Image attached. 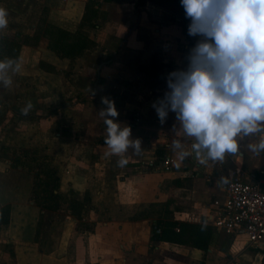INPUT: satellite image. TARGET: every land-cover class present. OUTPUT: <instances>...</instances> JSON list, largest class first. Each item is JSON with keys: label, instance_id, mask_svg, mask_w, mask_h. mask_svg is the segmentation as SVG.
<instances>
[{"label": "crops", "instance_id": "0c3cea01", "mask_svg": "<svg viewBox=\"0 0 264 264\" xmlns=\"http://www.w3.org/2000/svg\"><path fill=\"white\" fill-rule=\"evenodd\" d=\"M25 1L17 0L18 8L20 5L24 6ZM87 1L39 0V4L44 9V12L46 11V14L44 16L34 15L35 20L31 22L32 16L28 13L16 14V17L13 16L14 14H9V21H12L13 17L18 23L13 35L15 36L17 31L29 36L28 43L23 44L19 55V59L23 61V69L21 73L13 76V80H17L19 76L31 75L33 82L38 88V93L43 89V92L52 101L59 102L64 100L67 96V91L62 71L69 66L70 60L61 58L49 49V41L43 35L44 29L47 23H52L75 32L84 15ZM125 1L113 0L104 2L102 9L114 10L115 8L118 11L120 8L123 10L127 6L129 7ZM5 5L7 6L8 2ZM40 5L36 4L34 7L39 8L37 6ZM130 7H132V10L134 9L133 2ZM37 11L39 10L37 9ZM126 19L129 23L132 17H126ZM139 20L140 23L134 25L135 28L126 39H123L121 29L110 31V28L101 29V25L97 26L98 30L96 31L100 34L97 36L98 39L100 38L105 44L109 43L108 45L119 44V47L115 49L111 47L105 48L106 51H111L112 58L108 62H102L97 69V74L95 73L98 78L95 83V86L98 83L97 93H93L92 96L88 93L84 96L86 97L85 101L78 103L76 106L81 110V114L76 115L82 122L79 129L75 131L72 128V132L73 137L81 138L82 141L80 142L82 144L79 148L76 146L75 152L71 153L72 157L69 159V166L90 165L91 163L94 166L104 163L106 166L107 163L118 161V156L104 155L107 151L105 143H89L90 138L94 135L106 133V129H102L100 126L104 123V117L100 115V110L107 108V105L102 102V98H107L114 103L118 111V116L115 119L122 126L126 125L131 128L132 137L134 139L139 138L142 147L139 153L134 152L132 149L128 150L125 155L129 163L125 167H119L120 175L115 177L113 196L119 213L123 212V207H139L140 210L137 211L141 212L149 208L151 204L167 202L169 204L168 209L171 211L170 216L172 215L171 219H179L180 214L177 210H174L170 194L174 195L175 192L179 193L187 188L181 185V182H177L176 185H179L178 187H170L165 183L174 178H181L184 181L186 177L190 176V171H195L197 172V177L193 179L192 188L188 189L190 193L187 196L194 201L191 208L181 213V218L182 221H188L189 224L212 228L211 242L208 249L205 251L189 243L181 245L165 241H151V227L156 220L152 216L143 219H132L131 216L130 220L114 217L112 220L114 222L103 221L101 222L102 224L97 225L95 221H97L101 211L99 210L98 212L95 209L94 201L101 199L102 202L99 203L101 204L100 209H106V212L109 210L105 197L108 194L107 188L109 189V185H107L109 183L108 177L105 175L102 180L97 181L100 186H97V188L91 187L90 189L84 185L86 182L85 173L81 174L82 176L80 177L83 178H80L76 170H74L72 175L69 173L71 177L67 180V189L69 194L72 193L74 195V192L77 193V196L83 194V200L90 198L88 210L92 213L94 211L93 216H91L94 221L93 226L92 224L91 226L87 224L82 228L79 226L80 228L77 230L73 221H78L79 219L69 209L68 211H70L71 215L69 218L72 222L70 221L69 225H64L59 238L53 244H49L48 242H43V234H39L41 223L37 219L38 215H40L37 204H31L30 207L24 203L11 205L8 233L16 240L14 245L16 264H167V262L179 264L182 261L192 262L195 260H198L199 264H203V262L215 264V259L220 252V244H222L223 240L221 236L224 233L212 225L209 208L212 200L221 194V186L219 181L217 182V173L220 170L215 169V166L221 165V163L209 162L208 164H201L193 155L184 159L179 167L176 166L178 160L176 153L170 147L172 141L180 139L189 150L192 141L185 138L182 133L177 134L179 123L175 119L176 114L174 112L169 111L166 121L161 124L152 105L154 101L162 98L167 91L168 74L179 68L171 66L172 61L166 62L164 75L159 80L160 82L158 84L155 83L154 88H148L145 94L142 89L149 85L148 74L142 72L146 69H140V60L145 56L159 55L164 57V59H172L170 57L176 55L173 49L171 51L172 46L168 48L156 46L151 39L152 31L147 27L148 23L153 22L159 28L160 25H164L162 21L170 20L164 15L156 16L155 18H152L151 15H143ZM189 23L185 24L187 34ZM158 30L160 31V29ZM190 37L192 38V36ZM174 38L177 37L174 36ZM184 47L188 49L190 44L185 43ZM133 51L136 53L134 58L132 57ZM171 52H173L172 55ZM92 71L93 68L91 67L86 68V70L83 68V73L87 77L93 76L94 73L92 74ZM80 81V86L83 89H87L89 80L87 81L86 78L83 80L82 78ZM115 82L119 84L117 85ZM113 84L115 87H121L124 92L127 91L125 95H130L132 99H135V102L130 101L124 106L118 104L114 98L115 96L109 90V87ZM67 104L70 103L67 102ZM130 113L134 114V117L129 116ZM251 139L252 142H256L259 137L254 136ZM246 143L247 141L242 142L240 148L243 150V157L241 158L242 163H239V168L249 179L262 181L264 188V153L259 156L254 155L247 150L246 146H243ZM166 157L174 159V165L170 171L142 167L144 161L154 159L159 162L158 160ZM232 160L236 163L234 158ZM225 161L228 167L232 165L230 155H227ZM191 163H194V165L192 166ZM222 165L224 166V162H222ZM77 184L78 186H76ZM59 190L62 192L61 186ZM82 191L83 193H80ZM178 201L181 200L178 199ZM103 203H105L104 206ZM67 206L69 207L68 202ZM137 211H134L133 215L139 213ZM31 212H34V218L28 215ZM163 216L165 218V215ZM65 226H67L66 229ZM236 237L238 238L239 236ZM233 240L234 245L239 244L236 242L237 240L235 242ZM243 243L247 244V238ZM180 247L182 248V256L176 254L177 259L175 260L171 261L167 259V256H164V259L155 256V250L163 249L167 251L169 248L178 249ZM250 248L257 252H264V248ZM186 251L188 254H185ZM131 253H133V258L137 257V260L134 261L128 258L127 255ZM261 255L263 257V253H260L257 257Z\"/></svg>", "mask_w": 264, "mask_h": 264}, {"label": "rangeland", "instance_id": "374dc122", "mask_svg": "<svg viewBox=\"0 0 264 264\" xmlns=\"http://www.w3.org/2000/svg\"><path fill=\"white\" fill-rule=\"evenodd\" d=\"M0 7L7 9L8 13L16 17V14L28 13L32 16V20H35V16H44L46 11L39 4V0H29L25 1V5H20L18 8L17 0H0ZM124 1V0H123ZM137 0H126L125 2L129 5L123 10L120 8L118 11L102 9V4L100 6V17L97 21V25L92 29L91 36L97 43V46L86 51L85 54L75 60L73 63L69 62V66L62 71L65 79L67 96L63 101H52L48 98L43 89L39 93L38 88L33 82V77L31 75L19 76L17 80H13V84L9 88H4L0 86V216L2 213L8 214L7 211L2 212L1 209L14 205L16 203H24L29 207L31 204H37L40 215L37 219L40 226V235L43 234V242H48L53 244L57 238L62 233L64 225L70 224V208L67 206V200L65 198H60L55 196L57 182L49 185L47 183L48 173L52 172V169L56 171L52 178L56 176L59 178L58 187L61 186L62 194L64 197H77L79 201H83L82 195H74L67 189V180L73 174L74 170L78 173V176L84 177L87 188L100 186L97 181L102 180V177L107 175L109 183L108 194L105 196L108 202V211L106 209H100L102 202L101 199L94 201L95 209L100 215L97 217L96 224H102L103 221H112L114 217L130 220L134 211L140 210L139 207H123V212L120 214L119 209H117L113 191H114V180L115 177L120 175V168L117 166V161L112 163H103L102 165H72L69 166L70 158L73 152H75L76 146L82 144L81 138L73 137V130L77 131L80 127L82 120L76 115L81 114V110L76 107L78 103L85 101L88 93L92 96L93 93H97V82L98 78L96 76L97 69L102 62H108L112 58L111 51H106V47H111L113 49L119 47V44L108 45L105 44L98 35H100L96 30L97 26H102L103 28H110V31H115L121 29L123 34V39L128 38L131 35L132 30L135 28L134 25L140 23V18L143 15H151L152 18L156 16H166L170 21H162L164 25L157 27V24L151 22L147 24L152 31V41L160 48L171 47L176 53L172 59H164L159 55H148L143 56L144 58L140 60V65L146 63V72L148 74V86H145L143 93L145 94L148 88H154L155 83H159L161 77L164 75L165 63L172 61L171 66H176L179 69L186 67L187 65V55L191 47L195 45L198 36H189L186 33L185 24L188 22L185 20L184 12L180 0H156L153 2L151 0H145L140 5L136 7ZM8 2L6 6L5 3ZM134 3V9L130 5ZM39 8L34 7V5ZM39 10L36 12V10ZM134 16V17H133ZM126 17H132V20L127 21ZM12 17V21H9L8 28L1 34H7L10 38L14 37V31L18 26L17 20ZM17 25V26H16ZM47 25V24H46ZM158 29H160V32ZM45 30V29H44ZM25 34V33H23ZM44 35V34H43ZM177 37V38H174ZM45 37V36H44ZM46 38V37H45ZM47 39V38H46ZM28 42V40H27ZM26 42V43H27ZM190 44V47L186 49L184 44ZM102 44V45H101ZM102 46V47H101ZM87 53V55H86ZM173 52H171L172 55ZM135 52H132V57H135ZM169 58V57H168ZM152 60V61H151ZM73 66V69L71 68ZM155 66L154 74L151 73L150 68ZM93 68L92 77L85 76L83 73V68ZM67 72L70 75H67ZM96 73V74H95ZM67 75V76H66ZM151 75V77H150ZM85 76V77H84ZM90 76V75H89ZM86 78L89 80V86L87 89L81 87V79ZM117 85L118 82H115ZM121 87H115L114 84L109 87V90L115 96L116 102L124 106L128 102H132L130 95H125ZM31 101L33 104V109L28 115H22L21 109ZM69 102L70 104H67ZM135 102V101H134ZM76 116H75V115ZM134 114L130 113L129 116ZM134 117V116H133ZM102 129H106V125L103 123L100 125ZM73 128V130H72ZM93 129V128H92ZM58 133V134H57ZM76 133V132H75ZM107 133L93 136L90 138L89 143H105L104 137ZM161 149V147H160ZM72 153V154H71ZM240 156L234 157L230 155L231 164L228 167L226 161L224 160V166L217 165L215 169H219L217 173V182L224 178L231 176L236 172H241L239 163L243 157V150L240 149ZM227 157V156H226ZM234 158L235 161L232 160ZM16 163V165H14ZM193 166L194 163H191ZM52 168V169H51ZM224 168V169H223ZM71 173V175L69 174ZM82 174V175H81ZM87 176V177H86ZM197 177V172L190 171V176L186 177V180L182 181L181 178H174L167 181L170 187H178L177 182L185 186L187 189L181 190V192H175L174 195L170 194V199L172 205H174V210L179 212V219H171L170 210L167 209L163 215L162 219L165 221H178L184 222L181 218V213L186 209L192 207L193 199L188 198V193H190V188H192L193 179ZM83 178V177H80ZM82 181V180H81ZM83 182V181H82ZM78 186V184L76 185ZM57 187V188H58ZM55 190V191H54ZM80 193H83L80 192ZM100 197L99 194H97ZM179 195V196H178ZM181 196V197H180ZM180 199L181 201H178ZM64 200V201H63ZM87 201H89L87 199ZM90 203V201H89ZM167 203V202H166ZM191 203V204H190ZM92 204V203H91ZM105 203H103L104 206ZM169 205V204H168ZM103 208V207H102ZM71 210V209H70ZM173 210V211H174ZM42 211V213H41ZM139 212V211H137ZM72 213V210H71ZM92 212L87 210L78 221H73L74 225L78 228L85 227L87 224H94ZM132 214V215H131ZM31 218H34V212L28 214ZM85 217V219H83ZM85 220V221H84ZM72 222V221H71ZM114 222V221H112ZM188 223V221L186 222ZM80 226V227H79ZM96 226V225H95ZM39 227V226H38ZM67 226H65L66 229ZM191 232H194V226H191ZM154 227H151L150 238L151 241L157 242L154 239L153 233ZM178 231V230H177ZM180 231V230H179ZM178 231V232H179ZM157 234H160L156 231ZM193 235V234H192ZM230 235L222 234V244H220V252L217 254L215 259V264H264V252H257L253 248H250L248 244L243 243L246 241V236L239 235V237L229 238ZM233 241L239 244H233ZM15 239L8 233V224H4L0 219V264H16L15 261ZM155 256L158 258H163L167 256V259L175 260L176 254L182 256V248L174 249L169 248L166 250L160 249L155 250ZM260 253L262 255L257 257ZM185 254H188L186 251ZM129 259L137 260L133 258V253L127 255ZM189 256V255H188ZM258 258V259H257ZM199 259V258H198ZM205 259V258H203ZM142 264V263H140ZM167 264H177L170 263ZM179 264H199V261L195 260L192 262H180ZM206 264V262H203Z\"/></svg>", "mask_w": 264, "mask_h": 264}, {"label": "clouds", "instance_id": "9594fccd", "mask_svg": "<svg viewBox=\"0 0 264 264\" xmlns=\"http://www.w3.org/2000/svg\"><path fill=\"white\" fill-rule=\"evenodd\" d=\"M190 21L188 34L199 39L189 50L187 65L167 76V91L153 102L160 123L169 111L176 114L177 134L192 141L190 150L180 139L171 149L177 164L189 156L201 164L223 162L227 155L240 156L243 146L254 155L264 153V0H180ZM9 13L0 7V32L8 28ZM22 59H0V86L9 88L21 73ZM100 110L106 125L105 156H118L125 167L129 149L139 153L141 140L131 128L115 119L112 101ZM29 101L22 109L28 115ZM259 137L252 142V137Z\"/></svg>", "mask_w": 264, "mask_h": 264}, {"label": "trees", "instance_id": "16d2710c", "mask_svg": "<svg viewBox=\"0 0 264 264\" xmlns=\"http://www.w3.org/2000/svg\"><path fill=\"white\" fill-rule=\"evenodd\" d=\"M110 1L113 0H88L85 6L84 15L80 21L78 29L75 32L69 31L52 23H47L44 30V36L49 41V49L61 58L69 59L71 63H73L75 60L82 57L86 51L96 47L97 43L92 38L91 32L92 29L96 27L97 21L100 17L101 3ZM144 1L145 0H137L136 7ZM151 1L156 2V0ZM182 10L184 12L183 7ZM185 20L190 22L186 17ZM28 39L29 36L27 34H22L17 31L15 32V36L12 38H10L7 34L0 33V59H19L21 48ZM145 65L146 63L141 64L140 69H146ZM71 68L73 69V66ZM150 70L153 74V72L155 71L154 66L150 68ZM67 75H70V73L67 72ZM14 165H16V163ZM54 173H56V171L53 169L51 173H48L47 183L51 185L52 183L57 182L58 187L59 178L58 176H56L53 179L52 176ZM57 187L55 196L62 199L65 198L69 203V208L72 210V213L75 216H77L78 218L84 216L83 214H86L87 210L90 207V198L79 201L74 196L64 197V195L59 190L60 186L58 188ZM87 199L89 201H87ZM10 209L11 207L1 209L2 212L7 211L8 213H2L0 216L1 221L4 224L9 223ZM167 209L168 204L166 202L154 203L151 204L149 208L132 215L131 218L143 219L149 218L151 216L156 218V220L153 222V227L155 229L153 230L155 241H165L181 245L189 243L199 249L206 251L211 242L212 228H205L201 225H193L186 222L165 221L162 219V215ZM191 226H194V232H191ZM177 228L180 229L179 232L177 231ZM159 229L161 233L159 232L160 234H157L156 231H158ZM233 237L234 236L232 235L229 236V238Z\"/></svg>", "mask_w": 264, "mask_h": 264}, {"label": "built area", "instance_id": "2783aa9c", "mask_svg": "<svg viewBox=\"0 0 264 264\" xmlns=\"http://www.w3.org/2000/svg\"><path fill=\"white\" fill-rule=\"evenodd\" d=\"M158 161L154 159L144 161L142 167L170 171L174 165V159L171 157ZM220 186L221 194L212 200L209 208L212 225L230 236L244 234L250 247L264 248L262 181L249 179L242 172H236L222 179Z\"/></svg>", "mask_w": 264, "mask_h": 264}]
</instances>
